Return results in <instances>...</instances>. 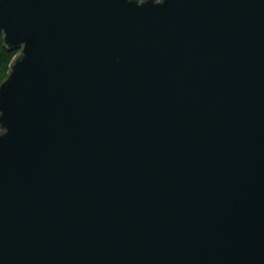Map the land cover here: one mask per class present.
<instances>
[{
	"label": "water",
	"instance_id": "1",
	"mask_svg": "<svg viewBox=\"0 0 264 264\" xmlns=\"http://www.w3.org/2000/svg\"><path fill=\"white\" fill-rule=\"evenodd\" d=\"M0 264H264V0H0Z\"/></svg>",
	"mask_w": 264,
	"mask_h": 264
},
{
	"label": "trees",
	"instance_id": "2",
	"mask_svg": "<svg viewBox=\"0 0 264 264\" xmlns=\"http://www.w3.org/2000/svg\"><path fill=\"white\" fill-rule=\"evenodd\" d=\"M17 52L18 50L9 49L4 45L2 36L0 34V84L6 78L12 59L17 54Z\"/></svg>",
	"mask_w": 264,
	"mask_h": 264
}]
</instances>
